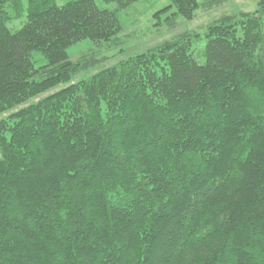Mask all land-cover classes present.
I'll return each instance as SVG.
<instances>
[{"label":"trees","instance_id":"16d2710c","mask_svg":"<svg viewBox=\"0 0 264 264\" xmlns=\"http://www.w3.org/2000/svg\"><path fill=\"white\" fill-rule=\"evenodd\" d=\"M138 1L0 0V264H264V0L68 84Z\"/></svg>","mask_w":264,"mask_h":264},{"label":"rangeland","instance_id":"374dc122","mask_svg":"<svg viewBox=\"0 0 264 264\" xmlns=\"http://www.w3.org/2000/svg\"><path fill=\"white\" fill-rule=\"evenodd\" d=\"M20 1L23 7H26L28 0ZM53 1L60 6L68 0ZM94 2L99 8L115 10V4H104L101 0H94ZM257 3L258 0H225L218 7L206 13L197 11V15L192 20H183L178 17L175 19L174 26L168 27L167 22L172 18V13L175 12L173 7L170 6V0H140L125 9L117 11V18L121 26V32L117 37L121 44L108 49L103 46V49L94 56L100 59V63L79 74L68 84L87 79L94 73L156 46L181 32H195L200 35L201 39L192 46V54L199 63H203L202 50L205 43L203 34L206 26L212 20L223 15L253 12L257 9ZM163 8L167 9L160 15L159 20L156 19L154 14ZM24 21L25 14L22 15V18L8 23L7 26L11 31H15L21 27ZM94 46L92 42L84 40L63 50L60 57L63 60L75 61L81 54L93 49ZM32 58L36 68L45 64L44 58L38 53H34ZM66 85L67 83L60 84L52 91L61 89Z\"/></svg>","mask_w":264,"mask_h":264}]
</instances>
